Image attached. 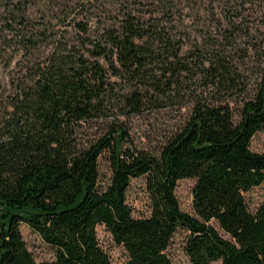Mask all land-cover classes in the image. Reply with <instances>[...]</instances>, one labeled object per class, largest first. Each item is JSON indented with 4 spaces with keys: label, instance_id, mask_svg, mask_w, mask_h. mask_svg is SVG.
<instances>
[{
    "label": "trees",
    "instance_id": "16d2710c",
    "mask_svg": "<svg viewBox=\"0 0 264 264\" xmlns=\"http://www.w3.org/2000/svg\"><path fill=\"white\" fill-rule=\"evenodd\" d=\"M32 1L0 0V54L19 57L0 117V264H113L99 226L126 264H175L177 231L190 264H264V202L252 213L245 200L264 182V153L250 148L264 133V29L246 20L252 1L210 2L215 26L193 34L177 26L176 1L95 30L31 23ZM174 106L187 113L159 153L135 146L125 119ZM99 121L102 134L87 139ZM141 177L152 212L137 219L127 193ZM184 179L195 180L193 215L177 200ZM21 224L54 261H35Z\"/></svg>",
    "mask_w": 264,
    "mask_h": 264
},
{
    "label": "rangeland",
    "instance_id": "374dc122",
    "mask_svg": "<svg viewBox=\"0 0 264 264\" xmlns=\"http://www.w3.org/2000/svg\"><path fill=\"white\" fill-rule=\"evenodd\" d=\"M159 0H33L28 7V15L31 23H48V26H61L62 23H89L93 30L98 27H110L116 25L122 19L124 11L134 10L135 13H143L150 9V3ZM176 1L178 9L177 26L183 32L197 33L200 27L212 29L215 23H210L207 10L211 6L216 10L220 7V0H171ZM245 6L249 23L258 25L257 29H264V0H251ZM156 2V3H157ZM140 3H142L140 5ZM144 5V7H143ZM260 25L261 26L260 28ZM256 27V26H255ZM255 30V28H254ZM19 57L16 55L2 56L0 54V117L8 101L10 94V78L17 67ZM186 101V100H185ZM187 113V107L181 111L177 106L165 110H151L140 116L125 119L131 135V141L139 149L152 154H158L160 149L176 131L179 124L183 123ZM105 127L103 121L94 122L85 132L87 139L92 140L102 134ZM250 148L255 153H264V133H257ZM101 188H106L111 181L112 168L110 156L104 153L99 160ZM194 179H184L177 183V200L180 209L193 215L192 188ZM245 200L249 211L254 213L264 202V182L245 194ZM127 203L133 209V216L137 219L149 218L152 207L147 190L146 177L134 179L127 193ZM20 231L36 262H50L56 259V251L45 244L42 238L28 225L21 224ZM98 239L103 250L109 255L113 264H126L127 254L125 250L117 246L111 234L103 226L97 228ZM187 234L177 231L168 255L175 264H190L184 252ZM212 264H221L214 262Z\"/></svg>",
    "mask_w": 264,
    "mask_h": 264
}]
</instances>
